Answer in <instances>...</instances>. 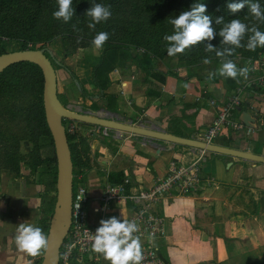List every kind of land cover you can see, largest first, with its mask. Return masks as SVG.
Here are the masks:
<instances>
[{"label": "crops", "instance_id": "0c3cea01", "mask_svg": "<svg viewBox=\"0 0 264 264\" xmlns=\"http://www.w3.org/2000/svg\"><path fill=\"white\" fill-rule=\"evenodd\" d=\"M81 50L82 56L78 51L63 56L60 48L56 50L64 57V63L60 62L78 78L68 85L72 83L71 87L77 86L82 91L77 85L79 81L88 94L87 100H81L74 108L93 113L105 109L119 120L153 124L167 133L197 139L212 122L217 107L240 90L245 105L234 115L238 118L244 110L254 118L261 116L264 120V86L257 79L258 61L241 56L230 58L237 68L252 69L247 79L238 77L240 83L231 88L226 78L218 74L220 58L211 59L208 64L200 62L186 67L177 61L174 64L167 57H147L138 50L133 54L134 59L125 60L112 71L109 89L116 101L107 108V102L93 87L91 67L86 59L89 53L92 58L99 52L94 53L93 48L91 52L86 48ZM210 73L217 74L209 79ZM58 81L57 74V85ZM89 131L94 136L88 134ZM85 132L90 136V168L83 178L93 198L88 207L92 225H97L99 220L93 207L110 184L108 174L122 173L129 182L127 192L140 194L167 173L171 160L187 162L199 153V149L190 146L93 126ZM106 134L111 138L110 146L105 144ZM213 142L259 154L264 151V127L260 125L250 133L228 128ZM205 157L201 165L202 181L197 190L186 194L171 191L156 206L163 216L164 230L153 243L162 263L249 264L264 261V202L251 211L237 200L241 196H262L264 200V164L214 152H206ZM31 203L33 199L29 196L0 198V264H40L38 259L19 251L15 244L18 224L36 225L32 218L37 207ZM138 204L140 202H113L109 215L122 219Z\"/></svg>", "mask_w": 264, "mask_h": 264}, {"label": "trees", "instance_id": "16d2710c", "mask_svg": "<svg viewBox=\"0 0 264 264\" xmlns=\"http://www.w3.org/2000/svg\"><path fill=\"white\" fill-rule=\"evenodd\" d=\"M231 2L241 0H72L74 15L65 23L53 17V12L58 10L57 0H0V54L10 50L8 49L10 43H15L18 46L17 50L45 48L50 59L56 60L59 67L66 68L46 45L57 40L60 42L62 55L68 56L79 49L90 48L93 46L92 40L95 35L102 31L107 32L109 39L99 51V55L92 57L91 60V56L88 55L86 59L91 67L93 87L99 92V97H103L107 102L106 107L111 108L116 101L115 95L109 89L112 71L125 60L134 59L133 54L138 50L147 57L170 58L167 55L168 43L163 39L165 35L174 32L169 20L183 11L191 10L194 3L206 5L205 14L212 18L216 30V36L210 43L218 49L226 46L220 44L222 37L218 32L223 24H215L216 17H224L225 23L238 18L249 26L256 24L264 31V23L255 21L248 8L250 3H259L264 9V0H248V4L237 13L228 10L227 4ZM96 3L110 5L111 17L96 24L93 29L88 27L91 18L86 13ZM248 35L242 44H247ZM262 53L264 48L258 47L253 52L246 47H240L227 59L241 56L257 62ZM172 57H176L178 64L186 67L203 62L205 58L209 60L219 58L215 52H206L204 44L193 46L186 49L185 53ZM52 64L55 66L53 62ZM66 70L72 78L78 79L71 70L68 68ZM226 82L231 88L237 83L231 78H226ZM77 85L85 92L79 81ZM42 91L43 75L35 63L28 61L14 63L0 72V158L14 174L19 172L22 162L31 170L38 172L35 183L39 187L37 193L40 197V218L37 226L46 235L50 217L45 215L47 212L52 214L56 199V157L45 119ZM60 101L66 105L63 100ZM244 105L245 102H241L239 106L244 108ZM70 123L81 129L73 133L66 130L75 180L77 174L90 168V139L85 135L87 133L85 128L91 124L63 120L65 128ZM88 134L94 136L92 131ZM21 141L31 143L27 158L19 153ZM108 178L110 184H123L127 191L129 182L122 173L108 174ZM249 264H264V261Z\"/></svg>", "mask_w": 264, "mask_h": 264}, {"label": "clouds", "instance_id": "9594fccd", "mask_svg": "<svg viewBox=\"0 0 264 264\" xmlns=\"http://www.w3.org/2000/svg\"><path fill=\"white\" fill-rule=\"evenodd\" d=\"M58 10L53 12L56 20H63L67 23L74 15L72 0H57ZM248 4V0L241 2H231L227 8L231 13H237ZM111 6H105L101 3L92 5L87 10L86 15L91 18L89 28H95L96 24L107 21L111 17ZM249 12L255 21L264 23V9L259 3L248 4ZM206 5L203 3H194L191 10L181 12L178 16L169 20L173 26L174 32L171 35H165L164 40L168 43L167 55L176 56L185 53L198 44L205 45L206 52H215L216 56L221 58V66L218 74L224 78H231L240 83L238 77L248 78L249 67L237 68V65L227 59L234 55L235 49L246 47L249 51H255L258 47L264 48V31H261L256 24L249 26L241 22L240 19H231L224 22V17H216L215 24H223L218 34L222 37V49L213 46L210 41L216 36V30L213 27L212 18L205 14ZM250 33V35H248ZM248 35L247 44H242L245 36ZM109 39L107 32H99L92 40L94 52L102 50L104 44ZM208 43H205V42ZM203 63L208 64L210 60L205 58ZM217 73H210L211 79ZM186 86V85H185ZM138 225L134 221L120 220L113 216L108 219H102L100 226L96 229L92 237L91 250L100 254L109 264H141L144 257L142 246L138 236ZM15 244L19 251L35 258L40 256L48 248V237L43 230L32 224H18Z\"/></svg>", "mask_w": 264, "mask_h": 264}, {"label": "built area", "instance_id": "2783aa9c", "mask_svg": "<svg viewBox=\"0 0 264 264\" xmlns=\"http://www.w3.org/2000/svg\"><path fill=\"white\" fill-rule=\"evenodd\" d=\"M257 61L259 72L257 79L259 84L264 86V53ZM239 91L217 107L212 122L204 132L198 134L197 139L212 143L215 137L228 128L235 131L244 129L247 133L255 130L246 126L234 115L242 102ZM255 123L257 128L260 125L264 127L261 116L255 118ZM78 128L74 123H70L65 129L73 133ZM206 152L208 151L199 149V153L194 154L187 162H183V159L180 162L171 160L167 173L158 178L148 191H142L140 194H129L123 184H107L102 196L98 198L97 205L93 207V210L99 214L97 225H92L88 218V207L93 198L84 183L83 176L87 169L77 174L72 186L71 222L60 245L58 264L100 263L102 255L91 250L92 237L100 226V221L111 217L110 204L127 201L140 202L133 212L120 220L134 221L138 225L139 230L134 235L139 237L142 246L144 259L141 264H163L153 243L156 238L163 235L164 230V219L156 206L162 197L171 191L186 194L197 190L202 181L201 165L205 162ZM41 257L42 254L35 258L41 260Z\"/></svg>", "mask_w": 264, "mask_h": 264}, {"label": "water", "instance_id": "95a60500", "mask_svg": "<svg viewBox=\"0 0 264 264\" xmlns=\"http://www.w3.org/2000/svg\"><path fill=\"white\" fill-rule=\"evenodd\" d=\"M22 61L35 63L42 71L44 113L52 136L56 157V199L46 234L49 241L48 248L42 253L40 264H58L60 245L68 232L71 222L73 164L66 129L63 125L64 119L84 122L116 133L146 136L264 164V151L256 154L243 149L223 146L215 142L207 143L195 138L170 134L153 124L146 125L143 122L133 123L130 120H119L105 109L101 113H93L80 108H73L67 104L63 105L58 97L56 70L51 59L46 55L45 48L11 50L1 53L0 72L8 66ZM238 118L246 126L257 129L255 118L249 112L241 111ZM107 262L102 258L98 264H106Z\"/></svg>", "mask_w": 264, "mask_h": 264}, {"label": "rangeland", "instance_id": "374dc122", "mask_svg": "<svg viewBox=\"0 0 264 264\" xmlns=\"http://www.w3.org/2000/svg\"><path fill=\"white\" fill-rule=\"evenodd\" d=\"M60 42L57 40H54V42L50 43L49 45H46L47 49H49L53 56L58 60H62L64 63V57L62 58L60 53L57 54L58 49L60 48L59 45ZM18 46L15 43H10L9 48L10 50H17ZM91 46L88 49L87 52H91ZM9 50V51H10ZM57 50V51H56ZM85 52V51H84ZM94 52V51H93ZM45 53L47 51L45 50ZM96 53V52H94ZM83 51L81 49L78 50V55L82 56ZM90 55V53L88 54ZM52 59V58H51ZM92 58H90L91 60ZM170 61L174 62L176 64L178 62V59L176 57H170ZM173 59V60H172ZM53 60V59H52ZM177 61V62H176ZM54 63L55 70L57 71L59 81H58V96L60 100H63V103H69L71 107H78L80 101L83 102L87 100L88 94L81 91L77 86L71 87L75 82V78H72L69 72L66 70V68L69 69L65 64H63L66 68L59 67L58 62L55 60L52 61ZM61 68V69H60ZM71 70V69H69ZM69 82H72L70 85H68ZM82 110V109H81ZM65 120V119H64ZM91 126H86L85 129H90ZM95 127V126H93ZM109 133V131H107ZM87 136V135H86ZM107 136V134L105 135ZM90 137V136H89ZM93 138V137H92ZM106 141L105 144L111 145V138L106 137L104 139ZM19 153H21L22 156L27 158L29 151L31 149V143L27 141H21L19 144ZM38 177V172L31 170L26 164L23 162L20 164V170L17 174H14L13 171L9 168H7L4 164V161L0 158V198L3 196H29L32 197L33 203H31L34 207H37L36 214L34 212L33 220L35 221V226H37L38 220L40 218L39 213V206H40V197L37 193L39 190V187L36 185V180ZM245 177V174H244ZM239 203H241L244 207L249 208L248 210H256L258 208V205L260 206L264 200L262 196H241L240 200L237 199ZM52 215L50 212H47L45 216ZM33 258V257H32ZM36 260V258H33ZM41 260L39 259V262Z\"/></svg>", "mask_w": 264, "mask_h": 264}, {"label": "flooded vegetation", "instance_id": "af4514ba", "mask_svg": "<svg viewBox=\"0 0 264 264\" xmlns=\"http://www.w3.org/2000/svg\"><path fill=\"white\" fill-rule=\"evenodd\" d=\"M77 130H81L80 128H78Z\"/></svg>", "mask_w": 264, "mask_h": 264}]
</instances>
